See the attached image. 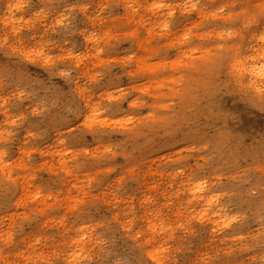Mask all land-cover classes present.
Wrapping results in <instances>:
<instances>
[{
  "label": "rangeland",
  "instance_id": "rangeland-1",
  "mask_svg": "<svg viewBox=\"0 0 264 264\" xmlns=\"http://www.w3.org/2000/svg\"><path fill=\"white\" fill-rule=\"evenodd\" d=\"M256 50L264 0H0V264H264Z\"/></svg>",
  "mask_w": 264,
  "mask_h": 264
},
{
  "label": "bare ground",
  "instance_id": "bare-ground-1",
  "mask_svg": "<svg viewBox=\"0 0 264 264\" xmlns=\"http://www.w3.org/2000/svg\"><path fill=\"white\" fill-rule=\"evenodd\" d=\"M260 51V50H259ZM257 52L254 51V54ZM253 54V55H254ZM257 52V55H252L253 60H251V63L248 64L247 68L243 69L245 70V73L249 77V87L254 91V92H261L262 87L264 88V50L262 52ZM202 92V91H201ZM187 99L193 100V99H198L196 103H193L196 105L198 103V106H202L203 110L204 107L207 109L206 103L208 102V96H204V91L201 94V97L196 98L194 94L188 93L187 94ZM206 102V103H204ZM206 105V106H205ZM205 114L208 116V122H214L215 119L213 117L214 113H212L211 110L207 109V113L205 111ZM218 137V136H217ZM224 137V136H223ZM226 141V137L222 139V143ZM220 142V141H219ZM210 187L208 185L200 184L197 187H195L193 190H189V197L192 201L196 202H201V200L208 195ZM209 207H212V205H208ZM211 210V209H210ZM212 213H206L203 215L201 218L202 220L205 219V217H208V221H212V226L214 228V232L220 231L222 228V224L224 223V227H228L231 225V222L227 219H224L223 211L221 208H218L216 210H211ZM216 229V230H215Z\"/></svg>",
  "mask_w": 264,
  "mask_h": 264
}]
</instances>
